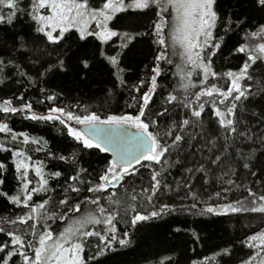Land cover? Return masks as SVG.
<instances>
[{"label":"snow or ice","instance_id":"6c2138e0","mask_svg":"<svg viewBox=\"0 0 264 264\" xmlns=\"http://www.w3.org/2000/svg\"><path fill=\"white\" fill-rule=\"evenodd\" d=\"M129 11L152 13L143 31L118 30V14ZM252 11L264 13V0H233L228 7L223 0H0V26L10 29L0 36V87L23 89L13 94L20 106L13 98L4 99L0 113L58 122L83 150L111 153L102 169L90 171L75 153L49 152L66 164L64 172L45 173L43 161L32 162L24 147L38 145L34 151H44L41 140L0 122L6 137L0 140V154H10L0 159V201L12 210L0 217V264H99L117 246L126 248L133 233L174 214L264 216V22L253 24ZM25 17L31 31H15V22ZM73 29L79 41H99L97 58L116 69L113 89L127 90L131 112L101 113L79 102L61 105L62 93L36 87L73 69L87 81L97 58L77 54L67 43ZM231 34L244 42L230 54L244 59L238 71L217 72L213 58L223 55ZM117 40L119 50L112 47ZM134 41H147L155 51L148 75L130 85L120 57ZM177 55L180 63L174 64ZM162 65L176 71L169 73ZM168 75L178 77V87L168 89L158 82ZM221 80L228 83L227 90L219 85ZM29 89L44 99H26ZM192 89L198 91L190 98ZM154 97L162 100L159 107ZM45 101L51 102L47 113L36 114L34 103ZM173 116L177 119L161 135V121ZM172 167L180 169V180L171 177ZM30 169L38 179L28 178ZM141 169L149 177L137 191L133 178ZM217 180L220 190L208 199L225 202L201 200L196 183ZM234 189L243 195L229 200ZM118 190L124 194L117 195ZM69 221L57 235L54 226ZM183 231L187 229L172 228L173 234ZM191 233L201 239L194 228ZM239 246L252 254L238 264H264V226L241 238ZM235 247H222L191 264H221L232 258ZM158 264L177 260L169 255Z\"/></svg>","mask_w":264,"mask_h":264},{"label":"trees","instance_id":"16d2710c","mask_svg":"<svg viewBox=\"0 0 264 264\" xmlns=\"http://www.w3.org/2000/svg\"><path fill=\"white\" fill-rule=\"evenodd\" d=\"M91 2V0H90ZM233 0H223L224 6L231 5ZM23 6V5H22ZM47 11V10H45ZM252 23L259 24L264 22V13L258 11H252L249 13ZM148 15L136 14L131 11L128 13L118 14V23L120 31L136 32L143 31L144 25L148 22ZM94 27V25H93ZM15 31H31V22L25 17L18 19L14 26ZM9 28L0 26V36L4 33H8ZM68 44L72 46V49L80 53H87V55L97 58L99 41L90 37L88 41H79L78 33L76 29H73L68 34ZM115 39V38H114ZM244 41L239 35L231 34L226 37L225 45L222 48L223 55L213 58V66L217 72H226L228 70L238 71L242 64L244 57L238 55H231L232 50L239 43ZM119 40L112 47H117ZM67 46V45H66ZM108 54H115L108 46H103ZM117 50L118 47H117ZM155 51V45H150L147 41H134L129 45V48L125 50L124 55L120 57V68L123 69L122 75L125 80L131 85L136 83L139 79L145 78L149 69L152 67V53ZM171 51V49H170ZM174 64L180 63L179 56L173 57ZM162 67L168 68L169 73L175 72L176 69L173 66L162 65ZM116 71L112 66L108 65L102 60L97 58L95 67L91 73L88 74L87 81H82L76 70H71L65 74L56 75L50 77L47 83L37 84L36 87H43L50 92L55 91L63 94V99L59 101L61 105L74 106L77 102L86 104L90 110L99 109L101 113L108 111L109 113L115 112L120 114L121 112H131L132 109L128 107L130 101L129 94L126 89L115 88L113 89V82L115 76L113 73ZM194 82L198 83V78L194 77ZM158 82L168 89L178 87V77L168 75V78H159ZM220 86L227 90L228 83L224 80L218 82ZM27 88L28 85L26 84ZM19 91H23L18 86L8 84L7 86L0 87V103L4 99L13 98V94H18ZM198 91V89L190 90L191 93ZM110 93V99H106V95ZM166 94V93H165ZM177 95L182 93L177 92ZM26 99H31L34 102L43 100L44 96L37 95L35 91L29 89ZM156 107H159L162 100L159 97H154ZM14 105L19 107L20 105L13 98ZM51 102L45 101L44 104L34 103V110L36 114L47 112V107ZM81 109H77L79 113ZM207 111V109H206ZM0 122H8L10 127L14 131H27L31 137H36L41 140V145L44 151H34L38 145L29 144L25 147L27 155L31 156L32 162L43 161L44 172L50 173L54 171L64 172L66 162L59 161L58 159H52L49 152L57 155H70L75 153L79 161L88 167L90 171H99L102 169L110 156L107 153L99 152V150H83L82 147L71 139L66 134V129L63 125L56 122L54 125L52 122H35L24 119L21 114H11L10 117H5L0 113ZM173 119L177 117L173 116L167 120L161 121L160 134L162 135L166 130L165 125H170ZM208 117L205 116L207 122ZM6 139L5 134L0 133V140ZM47 142L46 144L44 142ZM5 155L10 157V154H0V159H3ZM11 167V165H10ZM178 167H172L171 177L176 180H180ZM220 174L217 173V176ZM149 174L146 170L141 169V174L137 178H133V182L136 186V190L139 191L141 183L147 184ZM29 179H38L35 177L34 170H29ZM62 179V178H61ZM249 178L245 183H250ZM52 187H55L54 181H49ZM256 190V187L253 186ZM5 190H8L5 188ZM129 193L132 188L129 186ZM220 190V181L216 183H196V191L200 194V199L206 201L209 204L224 203L223 200L213 199L209 200L208 197L212 196L214 192ZM121 191H117V195H123ZM174 195V194H173ZM243 193L240 190L234 189L233 193L229 196V200H233L240 197ZM189 203L190 201H185ZM12 210L5 208V205L0 201V217L11 215ZM68 223L61 222L58 226H54V231L58 235V232L68 226ZM182 227L187 229L181 233H172V228ZM264 226V216L259 214H244L237 216H223V215H206L200 216L196 214H174L167 216L162 220L157 221L152 227L141 233H133L131 243L126 248H119L114 254H109L103 257L99 264H158L167 256H173L177 260V264H191L192 260L201 259L204 256L211 255L213 252L218 251L220 248L228 245H236L233 256L230 260L222 261L221 264H238L241 257L246 258L252 254V250L239 246V241L246 235L252 234L255 231L261 229ZM122 227V226H121ZM195 229L200 235L199 241L195 240L192 236L191 229ZM195 249V251H193ZM87 255V249H86Z\"/></svg>","mask_w":264,"mask_h":264},{"label":"rangeland","instance_id":"374dc122","mask_svg":"<svg viewBox=\"0 0 264 264\" xmlns=\"http://www.w3.org/2000/svg\"><path fill=\"white\" fill-rule=\"evenodd\" d=\"M45 14H47V11H45ZM47 112H45V113H41V114H46ZM40 115V114H39ZM69 123H72L73 124V126H77V125H75V123L74 122H69Z\"/></svg>","mask_w":264,"mask_h":264},{"label":"water","instance_id":"95a60500","mask_svg":"<svg viewBox=\"0 0 264 264\" xmlns=\"http://www.w3.org/2000/svg\"><path fill=\"white\" fill-rule=\"evenodd\" d=\"M130 131L131 132H135L136 131V129H130ZM109 156H110V158H111V153H107Z\"/></svg>","mask_w":264,"mask_h":264}]
</instances>
